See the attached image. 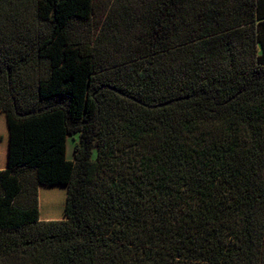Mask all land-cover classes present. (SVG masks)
<instances>
[{
  "label": "trees",
  "instance_id": "trees-1",
  "mask_svg": "<svg viewBox=\"0 0 264 264\" xmlns=\"http://www.w3.org/2000/svg\"><path fill=\"white\" fill-rule=\"evenodd\" d=\"M5 262L264 264V0H0Z\"/></svg>",
  "mask_w": 264,
  "mask_h": 264
},
{
  "label": "rangeland",
  "instance_id": "rangeland-1",
  "mask_svg": "<svg viewBox=\"0 0 264 264\" xmlns=\"http://www.w3.org/2000/svg\"><path fill=\"white\" fill-rule=\"evenodd\" d=\"M79 139V136L78 135H70L68 136L67 138V157L69 159H73V156H74V147H75V144L77 143ZM97 156V153L96 151H94L93 153V159H95ZM43 192H44V201H43V205L46 206V210L47 212H58V207H55L57 204H55L54 202V198L56 196H60L62 194V189H59V188H52V189H43ZM60 205V204H59ZM7 262L3 263V264H6ZM9 264V263H7Z\"/></svg>",
  "mask_w": 264,
  "mask_h": 264
}]
</instances>
